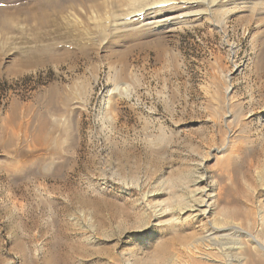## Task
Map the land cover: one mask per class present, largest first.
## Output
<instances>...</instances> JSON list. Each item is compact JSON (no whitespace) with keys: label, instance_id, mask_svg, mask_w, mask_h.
I'll use <instances>...</instances> for the list:
<instances>
[{"label":"rangeland","instance_id":"obj_1","mask_svg":"<svg viewBox=\"0 0 264 264\" xmlns=\"http://www.w3.org/2000/svg\"><path fill=\"white\" fill-rule=\"evenodd\" d=\"M83 1L0 23V264H148L173 227L160 264H264V0L170 33Z\"/></svg>","mask_w":264,"mask_h":264},{"label":"bare ground","instance_id":"obj_2","mask_svg":"<svg viewBox=\"0 0 264 264\" xmlns=\"http://www.w3.org/2000/svg\"><path fill=\"white\" fill-rule=\"evenodd\" d=\"M9 1L10 0H0V23L2 24V26H5V25L8 26V24L11 21H13V19L17 18L18 13L24 14V19L27 21L35 20L38 23H43L46 20L45 12L49 8H50V11L54 12V14H60V13L62 14V12L66 8L76 7V6H73V3L71 2V0H70L71 4L70 2L68 4L65 3V0H39L38 2L35 0V3H29L24 7H21L18 4H16V5H12L14 7L8 8ZM85 1H88L89 4L87 6L89 9L92 8L93 10H96L97 12H100L102 7H104V5L98 0H84L83 2ZM109 1L110 3H108V5L111 4V6H117L120 11L116 12L112 10L111 12L109 11L105 13V15L110 17L108 20L109 24L106 21H104L98 24L99 27L102 26V28L104 27L105 29V27L107 26L110 27V25L122 24V26L118 25L119 28H127V27L137 28L138 27V29L141 30V29H144V27H147V28L152 27L153 29L162 30L165 33L173 32L175 29L180 28L182 25L188 24L191 20H195V19L198 20L202 18L203 15L211 17L212 14L215 13L214 11H222L224 9L225 11L227 10L231 11V9H229L230 7L228 8V6L227 7L225 6L226 4L230 5L234 9L236 8L235 10H237V9L244 7V5H241V4L259 3L257 2V0H109ZM88 8L86 10H88ZM117 29H118L117 26H111L110 28V30H114V31ZM193 196H194L192 200L193 203L189 204L187 207V205L185 204V201H183L184 202V203L182 202L183 206L184 205L186 206H184V208L182 207V209L188 208L190 210V214H188V216H190L194 222L200 223L202 221L201 223H203V221H207L206 219L209 217L208 215L210 214L209 206H211L210 201H211V197H213L212 191L209 188L204 187L197 191L195 190L193 193ZM208 200L210 201L208 202ZM188 202L186 203L188 204ZM180 203L181 202H179V204ZM180 206H182V204ZM163 214H164L163 211L158 212L159 216ZM188 216L186 215V217ZM173 219L174 220L172 221L174 222H181L182 219L185 220V217L182 218V216H180L179 214L178 217L173 218ZM188 219L186 218V220ZM202 219H205V220H202ZM214 227L211 228L213 232L221 230L219 228L215 229ZM179 228L173 227L170 231L171 233L170 237L160 238L161 237L160 236V237L150 238L144 246V248L148 250V254L145 257L146 260L144 261L148 262V264H160L169 254L168 248L170 245H169L168 240L170 238H175L179 242H184L186 239V236H184L182 230L180 231ZM213 232L208 233V236H210V234H212Z\"/></svg>","mask_w":264,"mask_h":264}]
</instances>
